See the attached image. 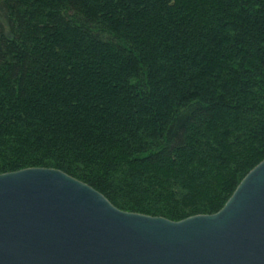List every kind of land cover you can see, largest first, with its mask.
Returning <instances> with one entry per match:
<instances>
[{
	"label": "trees",
	"instance_id": "16d2710c",
	"mask_svg": "<svg viewBox=\"0 0 264 264\" xmlns=\"http://www.w3.org/2000/svg\"><path fill=\"white\" fill-rule=\"evenodd\" d=\"M0 173L117 207L219 211L264 158V0H0Z\"/></svg>",
	"mask_w": 264,
	"mask_h": 264
},
{
	"label": "water",
	"instance_id": "95a60500",
	"mask_svg": "<svg viewBox=\"0 0 264 264\" xmlns=\"http://www.w3.org/2000/svg\"><path fill=\"white\" fill-rule=\"evenodd\" d=\"M0 264H264V158L219 211L181 220L121 209L59 168L0 173Z\"/></svg>",
	"mask_w": 264,
	"mask_h": 264
},
{
	"label": "rangeland",
	"instance_id": "374dc122",
	"mask_svg": "<svg viewBox=\"0 0 264 264\" xmlns=\"http://www.w3.org/2000/svg\"><path fill=\"white\" fill-rule=\"evenodd\" d=\"M0 22H4V18L1 13H0Z\"/></svg>",
	"mask_w": 264,
	"mask_h": 264
}]
</instances>
